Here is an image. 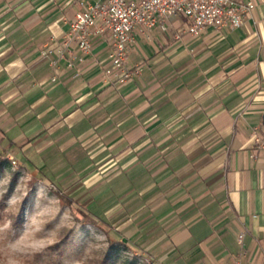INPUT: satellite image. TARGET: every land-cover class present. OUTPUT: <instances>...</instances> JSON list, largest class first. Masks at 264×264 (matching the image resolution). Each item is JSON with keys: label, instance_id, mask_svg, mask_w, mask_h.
Segmentation results:
<instances>
[{"label": "crops", "instance_id": "crops-1", "mask_svg": "<svg viewBox=\"0 0 264 264\" xmlns=\"http://www.w3.org/2000/svg\"><path fill=\"white\" fill-rule=\"evenodd\" d=\"M237 1L234 29L136 27L119 84L77 0H0V151L152 264H264V0Z\"/></svg>", "mask_w": 264, "mask_h": 264}, {"label": "rangeland", "instance_id": "rangeland-1", "mask_svg": "<svg viewBox=\"0 0 264 264\" xmlns=\"http://www.w3.org/2000/svg\"><path fill=\"white\" fill-rule=\"evenodd\" d=\"M0 202V264H95L112 240L99 219L86 218L89 215L57 187L33 177L20 164L13 167L1 155ZM68 231L72 242L55 250ZM111 252L116 255L111 264H148L120 241Z\"/></svg>", "mask_w": 264, "mask_h": 264}, {"label": "built area", "instance_id": "built-area-1", "mask_svg": "<svg viewBox=\"0 0 264 264\" xmlns=\"http://www.w3.org/2000/svg\"><path fill=\"white\" fill-rule=\"evenodd\" d=\"M79 10L69 22L68 39L83 55L92 49L91 37L108 34L111 49L105 68L106 77L119 84L132 81L139 74L127 64L131 34L136 27L150 28L172 16L187 20V31L197 35L206 28L220 31L241 25L253 9L252 3L237 0H77ZM45 56V51L41 53ZM13 167L16 161L8 158ZM241 241L242 235H238ZM148 264H152L146 261Z\"/></svg>", "mask_w": 264, "mask_h": 264}, {"label": "trees", "instance_id": "trees-1", "mask_svg": "<svg viewBox=\"0 0 264 264\" xmlns=\"http://www.w3.org/2000/svg\"><path fill=\"white\" fill-rule=\"evenodd\" d=\"M0 155L2 157H5V154L3 152L0 151ZM3 203L0 202V222L4 219L3 215H2V210H3ZM86 218H89L90 216L84 215ZM10 218H16V217H10ZM69 231L64 233V235L61 237V243H56L54 245L55 250L60 251L61 250V246L63 245H67L70 244L72 241L68 238L69 235ZM106 236L110 237L109 233L106 232ZM111 238V237H110ZM118 242V240H111L108 242V250L106 252H104L101 257H99V259L95 262V264H111L113 259L116 257V255L111 252V250L114 249V244ZM123 264H136L133 261H124Z\"/></svg>", "mask_w": 264, "mask_h": 264}, {"label": "snow or ice", "instance_id": "snow-or-ice-1", "mask_svg": "<svg viewBox=\"0 0 264 264\" xmlns=\"http://www.w3.org/2000/svg\"><path fill=\"white\" fill-rule=\"evenodd\" d=\"M25 203H27V200L25 201Z\"/></svg>", "mask_w": 264, "mask_h": 264}]
</instances>
